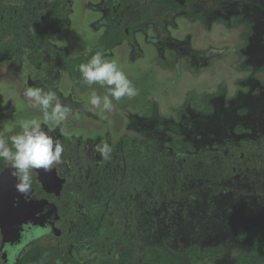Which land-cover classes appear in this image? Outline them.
Returning <instances> with one entry per match:
<instances>
[{"label":"flooded vegetation","instance_id":"flooded-vegetation-1","mask_svg":"<svg viewBox=\"0 0 264 264\" xmlns=\"http://www.w3.org/2000/svg\"><path fill=\"white\" fill-rule=\"evenodd\" d=\"M97 51L138 89L111 113L84 107L107 95L77 71ZM29 87L53 88L68 118L45 123ZM29 119L64 153L28 196L0 159V264L262 250L248 235L264 227V0H0V137Z\"/></svg>","mask_w":264,"mask_h":264},{"label":"clouds","instance_id":"clouds-1","mask_svg":"<svg viewBox=\"0 0 264 264\" xmlns=\"http://www.w3.org/2000/svg\"><path fill=\"white\" fill-rule=\"evenodd\" d=\"M77 71L82 74L84 83L89 87L94 84L108 86L107 95L104 96L92 91L88 104L84 105L86 109L91 105L94 109L111 113L115 107L113 100L118 102L124 97L132 99L138 95V89L117 62L106 60L102 51L92 54L87 62L79 65ZM23 95L33 101L32 107L40 109L45 123L59 125L68 118L70 109L53 88L29 87ZM111 152L107 143L100 150L105 160L111 158ZM63 153L61 142L54 139L37 119L24 120L16 134L0 137V159L9 165L10 174L16 178L15 189L21 195L28 196L31 193L33 170H53L62 163Z\"/></svg>","mask_w":264,"mask_h":264},{"label":"trees","instance_id":"trees-1","mask_svg":"<svg viewBox=\"0 0 264 264\" xmlns=\"http://www.w3.org/2000/svg\"><path fill=\"white\" fill-rule=\"evenodd\" d=\"M249 239L254 243V245L257 248H260L262 250H255L252 251L250 253L244 254V255H239L238 257H236L237 263L236 264H262L264 263V227H258L253 229L250 233H249ZM168 250H166V252L163 253H156L159 258L157 260V262L159 264H171V262L173 263L175 260L172 259V256L174 255L173 252H170V248L167 247ZM170 249V250H169ZM195 250V249H194ZM210 251H208L209 253ZM218 252H222V250L218 251ZM43 255H36L34 257H29L27 259H29L27 261L26 264H28L30 262V264H33L34 261H39L41 259H43ZM205 255H208L207 252L205 253ZM218 255V254H216Z\"/></svg>","mask_w":264,"mask_h":264}]
</instances>
